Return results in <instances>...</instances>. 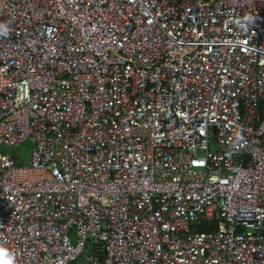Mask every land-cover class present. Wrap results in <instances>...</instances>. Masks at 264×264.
Masks as SVG:
<instances>
[{"label":"built area","instance_id":"obj_1","mask_svg":"<svg viewBox=\"0 0 264 264\" xmlns=\"http://www.w3.org/2000/svg\"><path fill=\"white\" fill-rule=\"evenodd\" d=\"M92 247L264 264V0H0V264Z\"/></svg>","mask_w":264,"mask_h":264},{"label":"rangeland","instance_id":"obj_2","mask_svg":"<svg viewBox=\"0 0 264 264\" xmlns=\"http://www.w3.org/2000/svg\"><path fill=\"white\" fill-rule=\"evenodd\" d=\"M32 148V145L29 142H25L21 145H19L15 149L7 150V153H10L12 157L15 158V160L21 161V162H27L29 159L30 150ZM19 157V158H18ZM23 164V163H18ZM25 164V163H24ZM70 241L73 243L74 236L71 233L70 235ZM88 248H86L87 251ZM90 257H87L85 254H82L78 259L75 261L69 263V264H88Z\"/></svg>","mask_w":264,"mask_h":264},{"label":"trees","instance_id":"obj_3","mask_svg":"<svg viewBox=\"0 0 264 264\" xmlns=\"http://www.w3.org/2000/svg\"><path fill=\"white\" fill-rule=\"evenodd\" d=\"M17 162L19 163L20 161L17 160ZM200 230H204V228H201ZM95 253H96V247L88 248L86 256L92 257Z\"/></svg>","mask_w":264,"mask_h":264},{"label":"clouds","instance_id":"obj_4","mask_svg":"<svg viewBox=\"0 0 264 264\" xmlns=\"http://www.w3.org/2000/svg\"><path fill=\"white\" fill-rule=\"evenodd\" d=\"M86 253H87V251H86ZM86 255V254H85Z\"/></svg>","mask_w":264,"mask_h":264}]
</instances>
